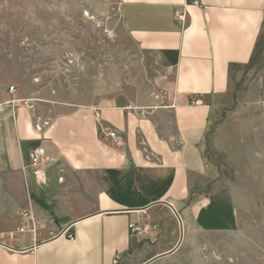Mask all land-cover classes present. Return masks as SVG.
<instances>
[{"label":"crops","instance_id":"0c3cea01","mask_svg":"<svg viewBox=\"0 0 264 264\" xmlns=\"http://www.w3.org/2000/svg\"><path fill=\"white\" fill-rule=\"evenodd\" d=\"M120 18L140 70L87 100L21 84L0 56V264L164 255L153 264L198 235L235 238L224 254L248 264L246 241L264 239V0H120ZM129 223L158 228L132 236Z\"/></svg>","mask_w":264,"mask_h":264},{"label":"rangeland","instance_id":"374dc122","mask_svg":"<svg viewBox=\"0 0 264 264\" xmlns=\"http://www.w3.org/2000/svg\"><path fill=\"white\" fill-rule=\"evenodd\" d=\"M0 46V56L8 58L4 68L17 72L21 84L34 80L40 89H66L67 96L77 92L81 100L98 89L103 93L123 86L144 59L123 33L120 0H0ZM259 47L257 65L264 53ZM22 63L28 71L18 70ZM196 238L153 264H230L241 258L224 254L228 246L241 247L235 238ZM246 242L254 248L245 256L248 264H264V239Z\"/></svg>","mask_w":264,"mask_h":264},{"label":"built area","instance_id":"2783aa9c","mask_svg":"<svg viewBox=\"0 0 264 264\" xmlns=\"http://www.w3.org/2000/svg\"><path fill=\"white\" fill-rule=\"evenodd\" d=\"M184 18H185L184 13L181 12V13L176 14V19L178 21H184ZM8 91L10 94L15 93L14 87H9ZM19 102L26 109H28V110L33 109V105L31 104L30 101L20 100ZM48 127H49V120L40 121L39 119H37L33 125V129H34L35 133H37L38 135H43L45 130ZM99 135H100V137L109 140L111 142L112 146H114V147L123 146V142H122L121 137L115 131H113L107 127H102V125H100ZM29 161H30V165L33 167L40 164V157H39L38 151L35 150L29 154ZM24 217L30 223V226L32 227L31 229L32 230L35 229V227L37 226L38 223L30 220L26 213H24ZM157 228H158V226L156 224H154L152 226H148V225L146 226V225H140L138 223H129V225H128L129 233L132 236H135V235L136 236H142V235L147 234L149 231L155 230ZM19 231L22 232V229H20ZM63 233H64V236L68 240H73V235L70 233L69 229H64ZM116 263H117V259L114 261V264H116Z\"/></svg>","mask_w":264,"mask_h":264},{"label":"bare ground","instance_id":"6f19581e","mask_svg":"<svg viewBox=\"0 0 264 264\" xmlns=\"http://www.w3.org/2000/svg\"><path fill=\"white\" fill-rule=\"evenodd\" d=\"M173 210H174V214H175V216H176V218H177V220H178V223H179V224L181 225V227H182V223H181V221H180V218H179L178 213L176 212V210H175L174 208H173ZM163 256H164V255H158V256L154 257L153 259H151V260L148 262V264L151 263L152 261H155V260H157V259L163 257Z\"/></svg>","mask_w":264,"mask_h":264},{"label":"water","instance_id":"95a60500","mask_svg":"<svg viewBox=\"0 0 264 264\" xmlns=\"http://www.w3.org/2000/svg\"><path fill=\"white\" fill-rule=\"evenodd\" d=\"M162 204L166 205V206L170 209V211L172 212V214L174 215V217L176 218V216H175V214H174L173 207H172L170 204H168V203H162ZM176 219H177V218H176ZM179 227H180V230L182 231V227H181L180 224H179ZM148 262H149V261H148ZM148 262L145 263V264H148ZM152 262H153V261H152Z\"/></svg>","mask_w":264,"mask_h":264}]
</instances>
